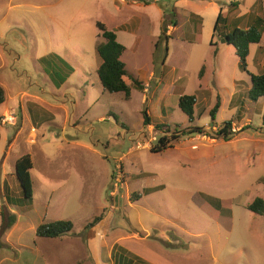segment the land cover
Here are the masks:
<instances>
[{"label":"rangeland","instance_id":"374dc122","mask_svg":"<svg viewBox=\"0 0 264 264\" xmlns=\"http://www.w3.org/2000/svg\"><path fill=\"white\" fill-rule=\"evenodd\" d=\"M145 1L0 0L6 95L0 117L8 107L16 117L15 125L0 122V208L6 213L12 204L23 214L20 234L0 233V258L7 264H40L36 255L44 264H94L89 251L103 264L97 262L103 247L97 236L83 241L95 216L107 223L105 242L128 235L120 245L154 264H264V217L246 207L257 196L264 200V97L248 98V75L221 41L223 31L244 23L241 15L253 0ZM232 1L239 3L228 10ZM96 21L125 46L120 59L128 99L98 80L95 44L102 38ZM169 25L177 28L168 31ZM258 46L252 44L246 58L249 73L264 71V39ZM214 60L222 63L220 72ZM164 67L173 70L161 74ZM134 79L147 83L149 92ZM181 94L195 97L191 122L177 105ZM144 111L152 125L169 131L144 125ZM225 121L241 126L228 140L191 134L150 150L176 126L210 133ZM23 154L32 162L28 202L15 196L14 163ZM148 183L162 189L130 199ZM219 200L229 207L218 215L221 222L201 207L214 208ZM113 203L118 211L107 219ZM54 220L73 225L62 239L38 238L27 229Z\"/></svg>","mask_w":264,"mask_h":264},{"label":"trees","instance_id":"16d2710c","mask_svg":"<svg viewBox=\"0 0 264 264\" xmlns=\"http://www.w3.org/2000/svg\"><path fill=\"white\" fill-rule=\"evenodd\" d=\"M237 2H230L229 6L237 5ZM221 20V12L219 11L216 17L215 25L213 29L217 28L218 22ZM96 26L99 30L98 35L102 38L96 41L95 50L100 58V63L96 69L98 80L102 88L109 92H123L126 99L130 95V85L125 81L124 77L127 75V70L124 62L120 59L125 46L116 40V34L112 30H108L106 26L100 22L96 21ZM261 26H264V17L258 16L256 19V24L249 26L248 28H238L234 27L229 32L224 34V42L227 45H231L234 48L235 55L238 58V67L249 76L250 84L247 91V96L250 100L256 101L260 97H264V72L261 74L249 73L246 69V58L248 56L249 45L257 44L261 37ZM40 58L39 60H42ZM203 68L200 70L199 77L202 75ZM134 84L142 89V84L139 80L134 79ZM5 100V92L3 87L0 85V104ZM177 105L180 110L186 114L187 119L191 122L193 120L195 97L191 94H181L178 97ZM218 101L215 103L213 108L210 110L209 114L214 119V114L218 108ZM143 124L150 125V118L146 111L143 113ZM153 127L159 131L165 129L169 131L168 127H163L161 124H155ZM163 127V128H162ZM215 127L212 125L211 132L205 131L204 128L194 126L185 129L178 130L177 126L174 128L173 132L169 137L162 136L159 139V143L152 146L150 150L152 152L161 151L166 148L173 146V143L178 141L181 136L198 134V135H208L210 138L221 137L224 140L231 138L233 132L231 129V122L225 121L220 127ZM32 167L31 158L28 154H23L15 160L13 175L16 180L17 194L16 199L18 201H31L33 196L32 191V180L30 176V169ZM138 198V193L133 192L130 199L136 200ZM222 200L215 201L214 205L216 207H209L206 202L202 204V209H207V213L213 217L216 221H220L219 214L221 210H228L229 207L223 206ZM229 201V200H228ZM227 203V201H225ZM12 205V204H10ZM247 209L252 213L257 215H262L264 217V200L261 197H255L249 204L246 205ZM0 233L8 230L15 222L16 216L12 212H4V209L0 208ZM100 220V216H95L90 222L86 224L89 226ZM221 222V221H220ZM72 223L69 220H54L51 222H41L35 228V236L38 238H57L61 237L72 230ZM229 229V225L226 226Z\"/></svg>","mask_w":264,"mask_h":264},{"label":"crops","instance_id":"0c3cea01","mask_svg":"<svg viewBox=\"0 0 264 264\" xmlns=\"http://www.w3.org/2000/svg\"><path fill=\"white\" fill-rule=\"evenodd\" d=\"M121 1L124 2L125 0H121ZM143 1L146 2L145 0H143ZM232 2H237V1H232ZM237 3H239V2H237ZM234 6H236V5H234ZM234 6H228V10H230ZM263 10H264V0H253L252 4L250 6V10H248L245 14L241 15V18H245L244 19V23L242 22V23H240V26H235V27L245 29V28H248L249 26H252V25L256 24V19H257L258 16H263L264 17V11ZM220 12H221V10H220ZM191 15L192 14H190V15L188 14L189 17H191ZM176 28H177L176 25L175 26L169 25L167 30L168 31H174ZM231 29H226L225 31L222 32L223 38H224V34L229 32ZM198 38H199V36L197 35V39ZM223 38H221V41L223 40ZM263 39H264V26H261V37H260L259 43H257V45H259L258 46L259 49L262 48L260 46V43H261V41ZM251 45L252 44L249 45L248 56L250 54ZM229 47H230V45H229ZM231 48H233V46H231ZM258 51H260V50H258ZM215 61L218 62V60H214V63H215ZM262 64H263V69H264V60H263ZM217 66H218V69H219V71H217V72H220V70L222 69V63L218 62ZM165 69H166L165 67L162 69L161 74L169 73L171 70H173V68H168L166 70ZM207 73H208V71H207V68H206L202 72V75L200 77H202V79H204ZM246 75H248V74H246ZM148 76L152 77L153 73L150 72ZM139 81L142 84V91L143 92H149L150 89L146 88L147 83L143 82L141 79ZM233 81H234V87L236 88V91H235V93L233 95V97H234L235 94L238 93L239 84H237V83H238V81H240V77H239L238 80L233 79ZM241 81H243V80H241ZM243 83L245 84V82H243ZM249 84H250V80H249V76H248V87H247V89H249ZM5 98H6V95H5ZM145 100H147V98H145ZM232 103H233V98L230 101V106H232ZM146 126L147 127H152L153 125L150 124V125H146ZM240 127L241 126H236L235 127L234 123H231V129L232 130L234 129L233 131H235V130L238 131V129ZM213 128H215V127H213ZM190 138H193V137H190ZM28 140L32 141V138H29ZM161 189H162V185H160V184H153V183L150 184V183H148L147 185H145L143 187L142 193H138L137 192L138 193V198L136 199V201L145 198V196H149V195H151L153 193H157ZM113 204H114V207H109L108 212L106 213L107 219H110L112 217L113 210L115 212L118 211V208H117L118 206H115L116 203H113ZM247 204L248 203H246V205ZM8 210L15 214L16 220H15L14 224L6 231L5 237L6 236L7 237H11L13 234H20V232L23 230V224H22L23 223V221H22L23 214L20 213V211L18 210V207L14 206V205H9ZM111 210H112V212H111ZM254 215H256V214H254ZM39 223H41V222H39ZM39 223L31 224L30 227H28L27 229L34 230V233H35V228L37 227V225ZM106 225H107L106 221L103 218H101L99 221L96 222L95 226L90 227L91 230L88 231V233L86 234V237H84V240H83V241L86 242L87 240H89V236L90 235H94V236H97V241L98 242L101 241L103 247L100 248V246H99V249L97 250V253H98L97 262L99 260L103 264H154L153 262H149V260L144 259L143 255H140V253L137 254L136 251H127L124 247H122L120 245L119 242L122 241V240L127 239L128 235H119L115 239H113L111 241V243H109V241L105 242V238L106 237L109 238V234L105 230V226ZM20 226H22V227L20 228ZM93 231H95L96 233L94 234ZM64 236L60 237V239H62ZM35 252H36V250H35ZM89 254H91V258L93 260V263L96 264L95 263L96 259H95L94 252L89 251ZM36 257L40 260V264H44L39 255H36ZM6 261H9V259L5 258V257L0 258V264L5 263ZM12 261L14 262L15 260H12ZM6 264H7V262H6Z\"/></svg>","mask_w":264,"mask_h":264},{"label":"built area","instance_id":"2783aa9c","mask_svg":"<svg viewBox=\"0 0 264 264\" xmlns=\"http://www.w3.org/2000/svg\"><path fill=\"white\" fill-rule=\"evenodd\" d=\"M0 122L2 124L7 123L9 125H15L16 123V117L14 115V109L9 107L8 110L6 111V113H4L1 117H0ZM233 131V130H232ZM155 136H153V138L150 139L149 142H147V144L149 145V143H152L153 141H155ZM139 144V143H138ZM140 146V144H139Z\"/></svg>","mask_w":264,"mask_h":264}]
</instances>
